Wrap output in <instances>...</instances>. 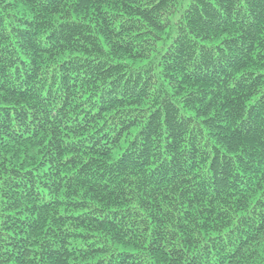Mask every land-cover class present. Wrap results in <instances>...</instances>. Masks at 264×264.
Wrapping results in <instances>:
<instances>
[{
    "label": "trees",
    "instance_id": "1",
    "mask_svg": "<svg viewBox=\"0 0 264 264\" xmlns=\"http://www.w3.org/2000/svg\"><path fill=\"white\" fill-rule=\"evenodd\" d=\"M0 264H264V0H0Z\"/></svg>",
    "mask_w": 264,
    "mask_h": 264
}]
</instances>
